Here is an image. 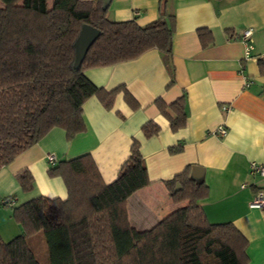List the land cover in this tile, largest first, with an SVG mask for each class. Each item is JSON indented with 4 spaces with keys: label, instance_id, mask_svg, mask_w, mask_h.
Segmentation results:
<instances>
[{
    "label": "trees",
    "instance_id": "trees-1",
    "mask_svg": "<svg viewBox=\"0 0 264 264\" xmlns=\"http://www.w3.org/2000/svg\"><path fill=\"white\" fill-rule=\"evenodd\" d=\"M50 1L49 6V0H0V168L52 128L62 129L66 140L83 132L82 104L91 96L110 109L116 94L123 92L132 110L139 107L123 85L109 91L93 85L83 74L86 68L134 59L155 48L169 66L167 87L174 82L175 18L165 0H159L157 18L143 26L110 20L102 0ZM83 24L99 34L74 67V41ZM196 33L203 48L213 43L210 30ZM257 65L264 75V58ZM185 102V93L170 103L160 98L153 102L173 132L185 125ZM141 132L150 138L159 126L148 120ZM180 149L170 147L169 152ZM48 174L62 179L66 198L38 195L11 207L22 232L7 242L0 238V264H40L28 245L37 234L43 237L48 264H248L247 239L241 232L230 222L207 220L198 200L208 189L191 177L189 165L164 182L171 200L185 205L149 229L131 225L127 201L150 183L136 140L111 183L103 182L89 154L59 160ZM15 178L23 193L33 190L27 169ZM14 199L9 196L1 205Z\"/></svg>",
    "mask_w": 264,
    "mask_h": 264
},
{
    "label": "crops",
    "instance_id": "crops-1",
    "mask_svg": "<svg viewBox=\"0 0 264 264\" xmlns=\"http://www.w3.org/2000/svg\"><path fill=\"white\" fill-rule=\"evenodd\" d=\"M165 2L175 18L171 37L173 84L167 87L169 66L165 55L155 48L134 59L86 68L83 74L93 85L107 91L123 85L139 107L132 110L123 92L116 94L110 109L91 96L82 104L83 132L66 140L62 129L52 128L1 167L3 241L22 232L11 217V207L38 195L66 198L62 179L48 174L52 164L89 154L108 184L115 180L136 140L150 183L127 201L133 227L149 229L185 205L171 200L164 182L189 165L191 177L198 175L197 181L204 182L208 189L206 197L198 200L207 220L232 223L247 239L248 264H264V209L248 206L257 193H264V176L249 169L251 163L264 165V75L257 65V59L264 58V0ZM158 3L159 0H111L107 16L115 22L134 20L143 26L157 18ZM199 28L213 35V43L207 47L200 44L196 33ZM247 28L252 29V50L245 57L238 37ZM183 93L186 122L173 132L153 102L160 98L170 103ZM148 120L159 126V132L145 138L141 126ZM219 125L227 129L224 136L214 133ZM175 146L181 149L169 152ZM47 154H52L55 162L50 163ZM21 169H27L33 177L34 188L28 193L21 191L15 178ZM9 196H15L13 202L1 205Z\"/></svg>",
    "mask_w": 264,
    "mask_h": 264
},
{
    "label": "built area",
    "instance_id": "built-area-1",
    "mask_svg": "<svg viewBox=\"0 0 264 264\" xmlns=\"http://www.w3.org/2000/svg\"><path fill=\"white\" fill-rule=\"evenodd\" d=\"M252 35V29L247 28L242 31V33L239 35V40L244 45V55L245 57H248L250 55V52L252 50V45L250 43V38ZM249 83L245 82V85L247 86ZM223 109H227L226 106H223ZM214 133L217 136H224L227 133V129L223 125H219L215 130ZM47 160L50 163L55 162L54 156L52 154L46 155ZM249 169L251 173L258 174L260 176H264V165H257L254 163H251L249 166ZM12 203V202H11ZM249 208L254 209H264V193H257L249 202H248Z\"/></svg>",
    "mask_w": 264,
    "mask_h": 264
},
{
    "label": "water",
    "instance_id": "water-1",
    "mask_svg": "<svg viewBox=\"0 0 264 264\" xmlns=\"http://www.w3.org/2000/svg\"><path fill=\"white\" fill-rule=\"evenodd\" d=\"M111 0H102V9H107ZM99 31L87 24H83L81 26V29L74 41V60H73V66H78L81 61L83 60L88 48L90 45L94 42L96 37L98 36ZM195 170V167L192 168ZM192 177L193 179L197 180V176ZM179 187L178 184H176L175 189Z\"/></svg>",
    "mask_w": 264,
    "mask_h": 264
},
{
    "label": "rangeland",
    "instance_id": "rangeland-1",
    "mask_svg": "<svg viewBox=\"0 0 264 264\" xmlns=\"http://www.w3.org/2000/svg\"><path fill=\"white\" fill-rule=\"evenodd\" d=\"M51 1L48 2V5L50 6ZM41 239L43 240V237L41 234H38L34 238L31 239V242L29 243L30 248L32 249L36 259L40 264H48L46 259V249L45 244L43 241V244H41Z\"/></svg>",
    "mask_w": 264,
    "mask_h": 264
}]
</instances>
